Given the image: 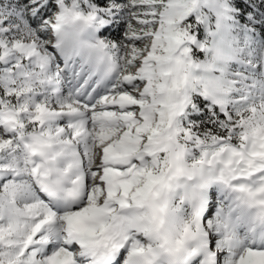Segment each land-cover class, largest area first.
Wrapping results in <instances>:
<instances>
[{
  "label": "snow or ice",
  "instance_id": "6c2138e0",
  "mask_svg": "<svg viewBox=\"0 0 264 264\" xmlns=\"http://www.w3.org/2000/svg\"><path fill=\"white\" fill-rule=\"evenodd\" d=\"M0 264H264V0H0Z\"/></svg>",
  "mask_w": 264,
  "mask_h": 264
}]
</instances>
